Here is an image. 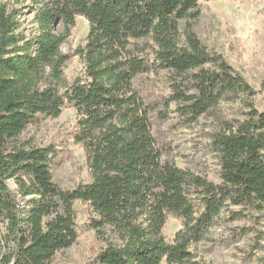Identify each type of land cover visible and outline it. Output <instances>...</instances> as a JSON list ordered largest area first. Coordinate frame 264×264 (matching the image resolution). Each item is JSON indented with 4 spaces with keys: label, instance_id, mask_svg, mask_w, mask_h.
<instances>
[{
    "label": "trees",
    "instance_id": "obj_1",
    "mask_svg": "<svg viewBox=\"0 0 264 264\" xmlns=\"http://www.w3.org/2000/svg\"><path fill=\"white\" fill-rule=\"evenodd\" d=\"M31 1L38 26L31 37L0 5V264H52L77 242V201L89 205L90 228L106 242L92 264H198L191 245L225 210L232 220L264 218V111L246 79L194 31L200 0ZM79 16L89 32L69 55L61 48ZM73 56L83 69L70 80ZM154 68L177 76L170 101L185 116L247 99L243 117L223 121L213 138L220 182L163 160L152 106L135 85ZM65 107L77 113L72 138L91 175L73 189L54 181L53 147L20 141L28 126ZM169 213L184 226L173 241L164 234Z\"/></svg>",
    "mask_w": 264,
    "mask_h": 264
},
{
    "label": "rangeland",
    "instance_id": "obj_2",
    "mask_svg": "<svg viewBox=\"0 0 264 264\" xmlns=\"http://www.w3.org/2000/svg\"><path fill=\"white\" fill-rule=\"evenodd\" d=\"M0 5L16 14L20 33L31 37L38 32L31 0H0ZM200 11V18L193 22L194 31L204 46L213 54L222 55L246 79L255 91L252 100L256 108L264 111V0H200ZM54 31L61 33L63 25H55ZM88 32V21L79 16L62 51L73 55L76 48L84 44ZM82 69L80 58L73 56L65 74L72 80ZM176 77L168 70L154 68L135 81L152 106L153 133L163 152V160L220 182V165L213 138L220 132L223 121L243 117L248 110L247 99H227L209 114L198 119L188 117L180 112L176 102L170 101L171 84ZM76 122L75 109L65 107L59 117L45 118L38 125L28 126L20 136V141L30 146H51L56 150L58 162L54 168V181L63 189H73L91 180L84 149L72 138ZM10 186L15 188L13 181ZM75 208L77 242L59 251L52 264H92L106 246V242L90 228L94 214L89 205L77 201ZM232 209L239 210L237 207ZM248 214L246 218L232 220L230 211L225 210L208 236L191 245L198 264H264V218L254 212ZM183 227V220L169 213L164 228L167 240L173 241ZM3 252L5 248L0 242V257Z\"/></svg>",
    "mask_w": 264,
    "mask_h": 264
},
{
    "label": "water",
    "instance_id": "obj_3",
    "mask_svg": "<svg viewBox=\"0 0 264 264\" xmlns=\"http://www.w3.org/2000/svg\"><path fill=\"white\" fill-rule=\"evenodd\" d=\"M58 23H56L55 25H57Z\"/></svg>",
    "mask_w": 264,
    "mask_h": 264
}]
</instances>
